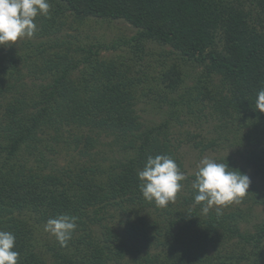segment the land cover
Returning a JSON list of instances; mask_svg holds the SVG:
<instances>
[{
	"label": "trees",
	"instance_id": "trees-1",
	"mask_svg": "<svg viewBox=\"0 0 264 264\" xmlns=\"http://www.w3.org/2000/svg\"><path fill=\"white\" fill-rule=\"evenodd\" d=\"M250 1L252 7L245 0H49L41 25L55 36L69 13L80 24L95 18L134 26L138 34L130 43L140 60L148 46H159L161 56L172 57L162 64L163 83L176 91L193 78L185 105L209 100L222 124L221 141L242 146L236 156L215 161L264 181V113L255 110L264 88V0ZM99 45L73 48L61 41L47 49L58 47L54 54L44 48L34 60L13 48L7 62L6 54L0 57V230L15 235L18 264H264V220L252 231L247 217L264 203L259 184L251 181L240 204L221 215L213 208L204 214L194 202L195 174H186L172 143V121L141 122L136 110L144 90H152L149 82L161 78L153 74L160 76L159 65L133 70L120 57L102 56L117 50L116 42ZM23 67L48 83L34 95L18 90L7 98L15 85L3 87L4 75L22 80ZM65 122L81 132L74 140L77 148L83 144L81 156L101 134L116 135L127 156L109 165L102 158L90 167L57 166L35 142L42 126L59 132ZM198 145L205 152L217 144ZM164 154L187 179L175 200L159 207L143 197L137 172L149 155ZM62 214L77 218L67 246L39 240V226Z\"/></svg>",
	"mask_w": 264,
	"mask_h": 264
},
{
	"label": "rangeland",
	"instance_id": "rangeland-1",
	"mask_svg": "<svg viewBox=\"0 0 264 264\" xmlns=\"http://www.w3.org/2000/svg\"><path fill=\"white\" fill-rule=\"evenodd\" d=\"M245 4L248 7L253 6L250 0H245ZM255 13L257 15V12ZM42 19L43 16H39L35 20L38 30L33 38L20 40L17 44L11 46L0 47V57L6 54L10 48H13V51H18L22 55L25 52L29 53L34 60L35 54L41 53L44 48L47 50L54 42L61 41L65 44L70 43L73 48L79 46L98 47L101 46L99 45L100 43L111 45L112 42H116L117 50H102V56L116 59L120 57L125 60V65H133V68L135 67L133 70L148 69L149 67L153 68V66L159 65L160 69H158V73L160 76L153 70V74L158 78L162 76L164 71V69L162 70V64L165 62L167 64L172 63V57L166 58L164 55L161 56V49L159 46L153 44L147 47L145 50L146 53L141 54L143 60H140L138 54L135 53L136 49L132 48V44L134 43H130L132 37L138 34V30L124 20L110 22L91 18L83 24H80L73 14L68 13L66 24L62 26L61 32H58L55 36H49V33H46L41 25L43 23ZM166 49L168 51L170 48L167 47ZM58 50L59 48L55 47L47 51L54 54ZM10 53L3 57L4 60L2 59V63L9 60L12 55ZM22 70L28 73L22 80H16L10 77L9 74L4 75L3 87H7L9 84L15 85L10 92H6L7 98L9 96L13 97L18 90H21L23 93L25 92L29 96L34 95V93L36 94L38 92V88L42 84L48 83V81L38 78L37 75H30L29 71L24 67ZM133 75L137 76L135 73ZM162 79L163 77L149 82L148 85L151 86L152 90H148L147 88L144 90L143 96L140 99L141 101L136 106V110L141 117V122L161 123L167 119L172 121V127L169 130L172 143L174 147L180 149L187 175L195 174L198 163L204 157L215 160V158L225 155H235V153L237 154L242 149V146L238 145L235 141L231 145H226V143L224 144L221 141L224 135L223 128L220 126L222 124L217 114L213 112L215 108L209 100L192 103L191 109L185 105L187 97L184 93L187 87L194 85L195 81L193 78L188 79V82L176 91L167 87L169 81L163 83ZM183 97L184 100L181 102V98ZM0 117L3 118V113H0ZM55 118H57L56 115ZM60 129L59 132H56L53 128L42 126L37 134L40 141L35 142L38 148L46 153L47 158L59 167L65 168L76 164L86 167L95 166L102 158L104 159L102 164L109 165L110 160L121 159L127 156V150L122 145L114 143L116 135L106 134H101L98 138V144L89 146V155L87 157L81 156L78 151L80 148L83 149V144L80 143L77 148V144L74 142L77 136H81V132L78 129L74 130L66 122L62 124ZM86 131L88 129H84L85 134H87ZM57 137L59 140H55ZM200 141H204V143L215 141L217 145L215 148H210L202 152L203 146L198 145ZM237 160L239 165H245L243 159L237 157ZM29 165L36 166V163L32 161ZM248 172V174L254 176L253 179L249 176L250 180L259 184L264 191V181L249 169ZM236 204L240 203H232L234 206ZM213 209L216 208L213 207ZM247 217L249 219L248 225L253 231L254 224L264 220V203L250 208ZM39 227L42 231V234H39V240L45 241L47 244L52 243V239L55 237L45 231V225H40Z\"/></svg>",
	"mask_w": 264,
	"mask_h": 264
},
{
	"label": "clouds",
	"instance_id": "clouds-1",
	"mask_svg": "<svg viewBox=\"0 0 264 264\" xmlns=\"http://www.w3.org/2000/svg\"><path fill=\"white\" fill-rule=\"evenodd\" d=\"M49 0H0V47L31 39L37 32L36 18L50 14ZM255 110L264 113V88L257 93ZM139 189L143 197L159 207H166L182 190L187 179L171 155H149L141 170H138ZM247 174L234 170L227 163L204 157L197 165L192 188L196 191L194 202L202 205V212L215 207L217 215L222 208L237 203L250 187ZM77 218L58 215L45 224V231L53 235L65 247L77 228ZM15 235L0 230V264H18L20 253L14 250Z\"/></svg>",
	"mask_w": 264,
	"mask_h": 264
}]
</instances>
